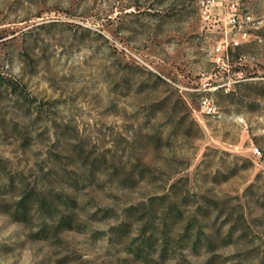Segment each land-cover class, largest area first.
Returning <instances> with one entry per match:
<instances>
[{
	"label": "rangeland",
	"instance_id": "obj_1",
	"mask_svg": "<svg viewBox=\"0 0 264 264\" xmlns=\"http://www.w3.org/2000/svg\"><path fill=\"white\" fill-rule=\"evenodd\" d=\"M233 6L253 21L225 49ZM0 75V264H144L130 250L149 223L126 209L164 195H187L185 223L219 208L201 219L211 249L180 223L154 264H264V0H0ZM50 170L78 182L56 188L81 231L41 240L6 187Z\"/></svg>",
	"mask_w": 264,
	"mask_h": 264
},
{
	"label": "trees",
	"instance_id": "obj_2",
	"mask_svg": "<svg viewBox=\"0 0 264 264\" xmlns=\"http://www.w3.org/2000/svg\"><path fill=\"white\" fill-rule=\"evenodd\" d=\"M4 78L0 75V80L3 82ZM237 168H233L228 176L224 175L222 181H227L231 176L235 175ZM146 176L145 170L141 172V178ZM57 185H74L78 186V182H74L71 177L60 176L58 172L53 170L48 171L45 177L42 178L39 190L37 187L27 188L24 183L17 182L13 179H8V186L6 190L17 191L19 199L13 207L8 208L9 215L14 222L28 224L32 215H36L40 221L41 227L37 232V237L41 240L47 239L52 232H70L81 231V224L77 220L78 203L76 200L67 196L63 191L56 188ZM176 185H172L175 187ZM186 194L189 195V192ZM187 196V195H186ZM183 197L181 202L174 200L177 196H162L154 198L149 204H142L131 206L126 209L129 218H135L136 215L146 217L147 224L144 233L151 231L149 238L145 244L137 248H131L130 253L134 254L136 259H139L144 264H154L151 260L155 253H159L161 257L167 253V247L170 242V232L173 226L182 223L183 232L181 235L182 241H185L189 247L194 251H199L204 247L205 243L208 249L213 247V243L209 237H203L202 221L207 218L211 209H218L219 205L211 198H205L202 202L197 203V214L194 219L189 221L183 220V209L179 203L186 199ZM202 203V204H201ZM184 205V204H182ZM163 213L164 217L160 221L162 226L156 224L159 215ZM111 216V215H110ZM113 217V216H111ZM129 228V227H128ZM111 234L116 237L125 231L124 224L114 225L110 228ZM160 247V248H159ZM151 252V253H150ZM208 263H212L209 260Z\"/></svg>",
	"mask_w": 264,
	"mask_h": 264
},
{
	"label": "built area",
	"instance_id": "obj_3",
	"mask_svg": "<svg viewBox=\"0 0 264 264\" xmlns=\"http://www.w3.org/2000/svg\"><path fill=\"white\" fill-rule=\"evenodd\" d=\"M232 13L230 14L228 24L237 32V37L232 39L231 42H228L226 46H224L225 49L229 45H232V47H239L244 42H247L249 39V33L247 31V26L252 23L253 19L250 15L245 14L241 15L237 13V9L235 6L232 8ZM230 59L229 56L226 55V57H218L217 58V64L223 65L225 67L230 66ZM207 105V102H205ZM255 153L258 155H261V152L259 149L256 148Z\"/></svg>",
	"mask_w": 264,
	"mask_h": 264
}]
</instances>
